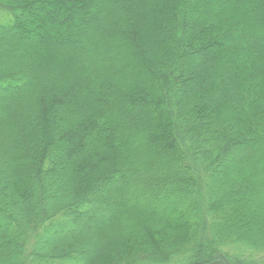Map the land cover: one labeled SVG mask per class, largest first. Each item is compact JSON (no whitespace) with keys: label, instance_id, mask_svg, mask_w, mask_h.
Returning <instances> with one entry per match:
<instances>
[{"label":"trees","instance_id":"obj_1","mask_svg":"<svg viewBox=\"0 0 264 264\" xmlns=\"http://www.w3.org/2000/svg\"><path fill=\"white\" fill-rule=\"evenodd\" d=\"M0 264H264V0H0Z\"/></svg>","mask_w":264,"mask_h":264},{"label":"rangeland","instance_id":"obj_2","mask_svg":"<svg viewBox=\"0 0 264 264\" xmlns=\"http://www.w3.org/2000/svg\"><path fill=\"white\" fill-rule=\"evenodd\" d=\"M95 215H96V213H95Z\"/></svg>","mask_w":264,"mask_h":264}]
</instances>
